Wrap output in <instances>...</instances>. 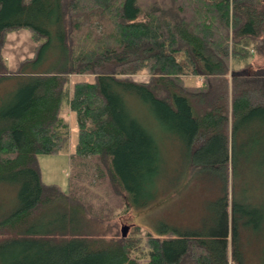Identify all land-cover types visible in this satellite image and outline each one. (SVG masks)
Segmentation results:
<instances>
[{
    "label": "trees",
    "instance_id": "1",
    "mask_svg": "<svg viewBox=\"0 0 264 264\" xmlns=\"http://www.w3.org/2000/svg\"><path fill=\"white\" fill-rule=\"evenodd\" d=\"M21 29L34 53L7 75L1 51ZM253 54L264 57V0H0V83L13 79L0 92V184L17 186L0 213V264H247L252 212L236 185L264 163V66L250 70ZM141 73L146 81L132 78ZM186 75L201 84L186 86ZM132 98L220 194L192 227L105 238L85 214L146 207L165 175ZM66 110L77 135L63 192L41 180L36 156L68 147ZM99 189L116 203L88 201Z\"/></svg>",
    "mask_w": 264,
    "mask_h": 264
},
{
    "label": "rangeland",
    "instance_id": "2",
    "mask_svg": "<svg viewBox=\"0 0 264 264\" xmlns=\"http://www.w3.org/2000/svg\"><path fill=\"white\" fill-rule=\"evenodd\" d=\"M20 44H25L24 40H21ZM5 48L7 49L5 51H9L14 47L12 44H6ZM27 57L30 56L24 58ZM4 58L8 63L6 54ZM262 66H264V57L253 54L250 70H255ZM10 70L7 75H12L14 69L10 68ZM231 76L232 73L229 72V83ZM132 78L146 81L148 75L141 73L132 76ZM12 81L13 79L10 78L1 82L0 92L5 87L8 88ZM201 81V78L197 75L184 76V84L186 86H198ZM230 86L231 84H229V88ZM129 103L139 121L155 131L164 160L165 175L159 181L158 197L146 207L119 206V209L114 210L108 219L106 217V209L104 213L100 212L96 218L85 214L87 216L85 217L87 224L91 226V228L89 227L91 234L104 235L106 236L105 238H108L114 234L121 236V228L123 226L127 227L126 236H128L148 230L155 233L161 222L188 227L198 224L202 214L203 203L214 199L220 194V182L196 176L184 159V149L181 144L176 139L166 135L165 128H158L153 118L140 102L132 98ZM63 115L66 117L70 127L68 147L56 154H38L36 163L40 171L41 180L45 184H55L61 191L66 192L68 190L70 170L69 154L74 150L77 126L73 112L66 110ZM246 172V179L241 180L236 185L238 195L242 190L244 191L245 196L242 200L252 212L249 214L252 225L250 224L247 231L242 233L243 247L246 254L245 260L247 264H264V163L250 164ZM92 183L95 184V180ZM1 184L0 213H4L15 205L17 186L6 183ZM99 191H96V196L90 195V198H88V201L90 200L93 205L104 206L103 202H105L106 208L108 204L112 206L116 203L117 200L114 197H109L110 203L104 200L107 189H99ZM100 215L104 216V218L102 222H97Z\"/></svg>",
    "mask_w": 264,
    "mask_h": 264
},
{
    "label": "crops",
    "instance_id": "3",
    "mask_svg": "<svg viewBox=\"0 0 264 264\" xmlns=\"http://www.w3.org/2000/svg\"><path fill=\"white\" fill-rule=\"evenodd\" d=\"M24 40L25 44H20V41ZM6 44H12L14 47L12 50L5 51ZM21 46V47H20ZM35 49V42H33L30 32L26 29L10 32L6 36V42L2 48V54L7 56L8 66L15 68V65L24 57L32 56V52ZM7 50V49H6ZM10 52V53H9ZM10 54V55H9Z\"/></svg>",
    "mask_w": 264,
    "mask_h": 264
},
{
    "label": "water",
    "instance_id": "4",
    "mask_svg": "<svg viewBox=\"0 0 264 264\" xmlns=\"http://www.w3.org/2000/svg\"><path fill=\"white\" fill-rule=\"evenodd\" d=\"M126 232H127V227L126 226H123L121 228V234H122V237H125L126 236Z\"/></svg>",
    "mask_w": 264,
    "mask_h": 264
}]
</instances>
